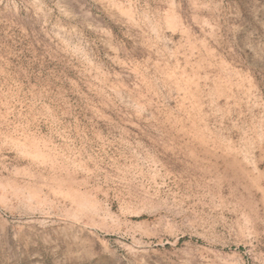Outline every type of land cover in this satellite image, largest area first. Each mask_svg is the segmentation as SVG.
Wrapping results in <instances>:
<instances>
[{"label":"rangeland","instance_id":"374dc122","mask_svg":"<svg viewBox=\"0 0 264 264\" xmlns=\"http://www.w3.org/2000/svg\"><path fill=\"white\" fill-rule=\"evenodd\" d=\"M0 264H264V0H0Z\"/></svg>","mask_w":264,"mask_h":264}]
</instances>
